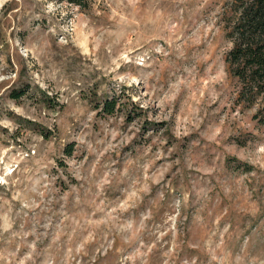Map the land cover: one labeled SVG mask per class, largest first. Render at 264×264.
<instances>
[{
  "label": "rangeland",
  "instance_id": "rangeland-1",
  "mask_svg": "<svg viewBox=\"0 0 264 264\" xmlns=\"http://www.w3.org/2000/svg\"><path fill=\"white\" fill-rule=\"evenodd\" d=\"M80 1L0 0V264H264L234 0Z\"/></svg>",
  "mask_w": 264,
  "mask_h": 264
},
{
  "label": "trees",
  "instance_id": "trees-1",
  "mask_svg": "<svg viewBox=\"0 0 264 264\" xmlns=\"http://www.w3.org/2000/svg\"><path fill=\"white\" fill-rule=\"evenodd\" d=\"M229 28L232 47L225 59L229 70L240 82V95L252 100L256 93L264 92V0H234ZM12 94L18 97L22 93ZM113 106L114 100H108L103 110L112 112ZM261 111H264V102L258 112ZM254 116L257 117V114Z\"/></svg>",
  "mask_w": 264,
  "mask_h": 264
}]
</instances>
